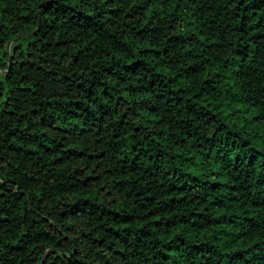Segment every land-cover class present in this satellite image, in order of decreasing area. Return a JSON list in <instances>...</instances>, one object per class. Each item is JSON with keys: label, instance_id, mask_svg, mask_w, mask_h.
Wrapping results in <instances>:
<instances>
[{"label": "trees", "instance_id": "16d2710c", "mask_svg": "<svg viewBox=\"0 0 264 264\" xmlns=\"http://www.w3.org/2000/svg\"><path fill=\"white\" fill-rule=\"evenodd\" d=\"M0 71V264H264V0H0Z\"/></svg>", "mask_w": 264, "mask_h": 264}, {"label": "water", "instance_id": "95a60500", "mask_svg": "<svg viewBox=\"0 0 264 264\" xmlns=\"http://www.w3.org/2000/svg\"><path fill=\"white\" fill-rule=\"evenodd\" d=\"M9 64H10V58H9Z\"/></svg>", "mask_w": 264, "mask_h": 264}, {"label": "rangeland", "instance_id": "374dc122", "mask_svg": "<svg viewBox=\"0 0 264 264\" xmlns=\"http://www.w3.org/2000/svg\"><path fill=\"white\" fill-rule=\"evenodd\" d=\"M1 72V71H0Z\"/></svg>", "mask_w": 264, "mask_h": 264}]
</instances>
